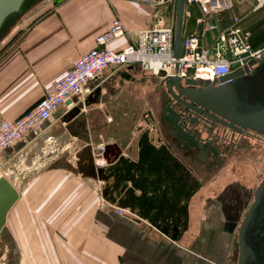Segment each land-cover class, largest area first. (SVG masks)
<instances>
[{"label": "crops", "instance_id": "obj_1", "mask_svg": "<svg viewBox=\"0 0 264 264\" xmlns=\"http://www.w3.org/2000/svg\"><path fill=\"white\" fill-rule=\"evenodd\" d=\"M33 9L0 39V120L33 106L114 16L132 34L155 20V6L143 0H60L36 17ZM189 9L185 25L192 30L200 10ZM237 14L246 15L252 44L263 45L264 6L252 12L237 5L216 19L226 26ZM91 84L100 92L65 102L40 135L1 153V175L20 195L0 232V264H237L234 213L210 195L205 154L182 143L160 117L159 77L125 64L108 67ZM86 138L106 143L109 164L98 172ZM61 139L73 143L71 159L55 153ZM213 175L228 181L226 171ZM102 199L107 206H99Z\"/></svg>", "mask_w": 264, "mask_h": 264}, {"label": "built area", "instance_id": "obj_2", "mask_svg": "<svg viewBox=\"0 0 264 264\" xmlns=\"http://www.w3.org/2000/svg\"><path fill=\"white\" fill-rule=\"evenodd\" d=\"M143 1L156 5L154 0ZM242 4H249L253 12L264 6V0H186L185 18L192 15L191 5L199 8L200 15L192 30L184 25L183 52L179 59L174 56L175 20L160 7L155 6L153 24L133 34L120 16H114L110 26L96 36L94 46L75 59L67 72L54 80L33 106L15 118L0 120V155L12 143L40 135L43 125L65 102L71 100L72 103L74 97L88 98L94 91L93 80L110 66L138 64L155 76L178 75L197 81H214L238 68L250 67L252 61L257 62L264 56V44L259 47L252 44L251 33L244 27L246 15H233L226 26L216 19ZM125 36H130V40L124 47L113 46ZM84 146L91 151L96 172L109 164L105 142L93 145L87 141ZM3 167L0 158V175ZM107 205L108 202L102 199L99 206ZM117 209L119 213L123 212V209Z\"/></svg>", "mask_w": 264, "mask_h": 264}, {"label": "water", "instance_id": "obj_3", "mask_svg": "<svg viewBox=\"0 0 264 264\" xmlns=\"http://www.w3.org/2000/svg\"><path fill=\"white\" fill-rule=\"evenodd\" d=\"M24 2L25 0H0V28L11 14L21 9ZM186 6V0L175 1L174 56L177 59L183 52ZM178 66L177 62L176 68ZM247 68L242 73L235 70L214 81H208V84L199 83L194 78L184 80L189 84H199L197 86L183 85V79L178 75L163 74L161 78L173 99L183 102L189 109L230 127L239 125L261 130L264 129V56L251 69ZM100 90L101 87H98L91 95ZM166 111L180 139L193 144L194 136L188 130L181 113L171 103L166 105ZM87 152L89 154V148ZM19 195L12 182L5 175H0V232ZM237 243V264H264V168L262 178L254 190L253 200L239 225Z\"/></svg>", "mask_w": 264, "mask_h": 264}, {"label": "rangeland", "instance_id": "obj_4", "mask_svg": "<svg viewBox=\"0 0 264 264\" xmlns=\"http://www.w3.org/2000/svg\"><path fill=\"white\" fill-rule=\"evenodd\" d=\"M51 0H25L22 8L11 14L3 23L0 28V39L7 34L9 27L14 22V20L21 15L24 16L27 13H31V9H33V17L40 16L43 12L47 9L48 5L57 4L60 0H53L49 4ZM156 2V7H160L167 15L171 16L173 20H175V4L174 0H154ZM29 10V11H28ZM255 47H259L254 45ZM262 46V45H260ZM256 62L252 61L250 63V67H252ZM249 68V67H248ZM247 68V69H248ZM245 68H238L237 71L239 73L244 72ZM150 73H147L149 75ZM199 83H209L208 81H197ZM64 138V137H63ZM68 138V136H67ZM55 142V141H54ZM73 143L65 142L64 139L56 141L54 150L55 153H62L65 154L66 159H71L70 156L74 155V147L72 146ZM72 146V147H70ZM68 147V148H67ZM252 151L250 157L248 154L241 152L238 153L236 156L233 155L231 158H222L219 156L212 161L211 160V197L212 196H219L222 197V203L225 204V208L227 212L234 213L233 216L235 217L233 223L234 230H238L240 222L242 221L247 208L251 202V191L259 183L261 179V168L263 166L264 158L262 162L260 161L262 155V147L260 149H251ZM224 160V161H221ZM42 161V159H41ZM214 163V164H213ZM262 163V164H261ZM38 165V163H37ZM220 165V166H219ZM224 170L229 173L228 181L224 184H221L219 181H214L216 178L213 174L219 170ZM242 171L245 173L242 174ZM246 179V180H245ZM219 187H221V191H218ZM219 192L221 194H219ZM235 231V233H236ZM238 256V243L236 245V251ZM235 264V262H234Z\"/></svg>", "mask_w": 264, "mask_h": 264}, {"label": "flooded vegetation", "instance_id": "obj_5", "mask_svg": "<svg viewBox=\"0 0 264 264\" xmlns=\"http://www.w3.org/2000/svg\"><path fill=\"white\" fill-rule=\"evenodd\" d=\"M249 68L251 69V67ZM162 76L163 74L158 75L161 81V85L164 89V91L159 94L160 96L157 102L160 106L159 114L161 115L160 117L164 116L166 119H168L166 105L168 103H171V105H173L175 109L179 113H181V116L185 118L183 121L187 124L188 130L194 136L193 144H187L186 142L181 140L178 136L175 125L173 124V122H171V120L168 119L172 123L173 133L176 134V136L182 143L191 148L194 152L205 154L204 157L205 159H207V161H209L210 164L212 163L210 160H217L216 158L219 156L221 157V159H227L231 158L233 155L236 156L241 152L248 154V156L250 157V151H252V148L253 150H255L262 147L263 152L260 158V161L262 162V159L264 158V129L257 130L255 128L241 127L239 125H237V127H230L227 124H224L221 121H217L203 113H199L192 108L189 109L183 102L177 101V99H173L172 95L167 90L163 79L161 78ZM184 80L185 79H183L182 81L183 85H199L194 83L189 84L184 82ZM147 113L149 114V119L151 117L154 121L156 120V115L152 113L151 110H148ZM155 128L158 132L161 131L157 124L155 125ZM263 168L264 162L261 168V178L263 175ZM209 169L211 171L212 168L209 167ZM219 171L220 173L225 172L223 169ZM243 173H245V171H242V174ZM256 186L251 191V202L254 197V190Z\"/></svg>", "mask_w": 264, "mask_h": 264}, {"label": "bare ground", "instance_id": "obj_6", "mask_svg": "<svg viewBox=\"0 0 264 264\" xmlns=\"http://www.w3.org/2000/svg\"><path fill=\"white\" fill-rule=\"evenodd\" d=\"M24 4V3H23ZM22 8V7H21ZM7 35V34H6ZM160 96V95H159ZM191 151V150H190ZM194 158V157H193ZM198 159H200V158H198ZM211 161V160H210ZM220 166V165H219ZM207 167V166H206ZM193 169V168H192ZM200 174V173H199ZM231 221V220H230ZM228 227V226H227ZM234 241V240H233ZM236 241V240H235ZM232 246V245H231ZM234 248V247H233Z\"/></svg>", "mask_w": 264, "mask_h": 264}]
</instances>
